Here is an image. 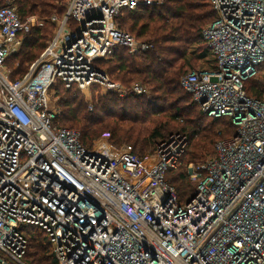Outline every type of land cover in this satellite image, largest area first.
<instances>
[{
	"label": "built area",
	"instance_id": "obj_1",
	"mask_svg": "<svg viewBox=\"0 0 264 264\" xmlns=\"http://www.w3.org/2000/svg\"><path fill=\"white\" fill-rule=\"evenodd\" d=\"M216 18L202 37L213 53L208 69L180 81L200 109L229 118L236 132L215 155L190 162L196 183L180 203L167 175L178 168L186 135L136 155L105 134L87 147L61 126L57 89L84 96L141 95L98 66L119 47L145 53L152 44L123 30L119 17L156 0H67L63 15L23 19L14 0L0 4V264H27L29 231L48 236L56 264H264V100L245 84L264 75V0H210ZM54 32L27 73L12 80L7 60L36 26ZM93 102L89 104L92 111Z\"/></svg>",
	"mask_w": 264,
	"mask_h": 264
},
{
	"label": "trees",
	"instance_id": "obj_2",
	"mask_svg": "<svg viewBox=\"0 0 264 264\" xmlns=\"http://www.w3.org/2000/svg\"><path fill=\"white\" fill-rule=\"evenodd\" d=\"M156 1L160 4H141L134 10H125L124 16L118 20L123 30L139 41L151 43L152 48L145 53L132 55L126 48L119 47L112 58L98 63L121 86L129 89L133 84L141 83L146 88L150 87L153 94H128L121 97L116 93L101 92L93 99L94 107L90 111L78 88H60L62 96L58 100V107L61 116L58 121L63 127L80 130L81 142L89 148L99 137L101 129H105L111 133L110 141L113 145L129 143L136 155L144 157L154 152L159 142L169 138L166 135L172 131L171 121L188 118L190 128L183 127L181 132L188 136L189 145L178 168L167 175V181L176 187L179 201L184 204L190 201L196 191V183L190 180L186 171L187 164L204 162L214 156L216 142L232 136L236 127L229 118L209 120V116L200 109L193 96L180 85L181 78L190 69L184 70L185 64L178 62L186 57L191 45H203L209 50L202 32L216 18L213 4L210 0ZM14 2L23 19L34 15L46 19L54 12L63 15L66 10V4L61 3V0ZM4 3L5 0H0L1 5ZM53 30L54 25L50 22L31 29L20 53L10 57L11 62L13 61L10 64L12 80H18L27 73L28 65L46 48V41ZM214 64L215 59L213 66ZM93 89L99 91L100 87L97 85ZM245 89L250 96L264 100V75L248 80ZM190 97L192 101L188 108L178 105L179 100L185 98L190 103ZM162 102L167 105L163 106ZM168 106L174 109L173 114H166L168 121L157 119L169 110ZM189 106H196L198 109L188 111ZM196 112V119L189 118L190 114ZM203 123L206 125H202ZM217 137L222 138L216 140ZM29 233L25 262L56 264L47 234L40 229Z\"/></svg>",
	"mask_w": 264,
	"mask_h": 264
},
{
	"label": "rangeland",
	"instance_id": "obj_3",
	"mask_svg": "<svg viewBox=\"0 0 264 264\" xmlns=\"http://www.w3.org/2000/svg\"><path fill=\"white\" fill-rule=\"evenodd\" d=\"M67 0H61V3H67L66 2ZM55 14H59V13H56V12H54L52 15H55ZM51 15V16H52ZM34 16H36V15H34ZM50 17V16H49ZM49 17H47V18H49ZM54 28H55V26H54ZM53 32H54V30L52 31V33H50L49 34V36H48V39H47V41H46V43L48 44V42H49V40H50V38H51V36H52V34H53ZM26 38H27V36L25 37V39H24V41H23V44H22V46H21V48H20V50H19V52L18 51H16V52H14L13 54H12V56L11 57H13L15 54L17 55V54H19L20 53V51H21V49H22V47H23V45H24V43H25V40H26ZM207 50V51H206ZM34 51H36V52H38L39 50L38 49H34ZM13 59V58H12ZM13 62V61H12ZM11 62V58H9V60H8V63H7V69L11 72L12 70H11V68H10V64L12 63ZM179 64H185V68H184V70H189V69H192V68H197V69H208V68H211V67H213V63H214V55H213V53L211 52V51H209L207 48H205L203 45H201V46H199L198 44H195V45H191V47H190V49H189V51H188V54L186 55V57H184L181 61H179L178 62ZM31 65V64H30ZM30 65H28V67L30 66ZM16 66V65H15ZM185 71V72H186ZM94 90V89H93ZM57 91H58V93L56 94V96L55 97H52V100L53 101H55V98H57L58 100L60 99V96H62V90H60L59 88L57 89ZM98 90H96L95 92H97ZM102 92V90L101 89H99V91H98V93H101ZM105 93H108V92H105ZM147 93H148V95L150 96L151 95V88L150 87H148L147 88ZM80 94L84 97V100H85V103L87 104V107H88V109H89V104L91 103V102H93L92 101V97H86V96H84V94L82 93V92H80ZM153 94V93H152ZM191 96V95H190ZM191 98L192 97H190V103H189V101H188V98L186 99H184V100H179V103H178V105L179 106H181V107H187L188 105H190L191 104ZM162 105L163 106H165V105H167L166 103H163L162 102ZM168 105H170L171 106V104H168ZM190 107V106H189ZM167 108V107H166ZM188 108V107H187ZM193 109H195V110H197L198 108L196 107V106H194V107H192ZM192 108L190 107L189 108V110L188 111H190V110H192ZM168 109L169 110H167V112H165V114H163V115H161V116H159L157 119H164V121H168V116L170 115V114H173L174 113V109L172 110V109H170L169 108V106H168ZM183 109H185V108H183ZM168 113V114H167ZM166 114L168 115V116H166ZM166 116V117H165ZM196 116H197V112H196V114L195 113H192V114H190V116H189V118H193V119H196ZM165 117V118H164ZM187 119L188 118H180V119H178V120H175V121H171V123H170V125L173 127L172 128V131H171V133L170 134H176V133H180V134H183L182 132H181V130L183 129V127H188V128H190V123L189 122H187ZM214 118L213 117H209V120H213ZM161 121V120H160ZM224 123V122H223ZM226 124V123H225ZM68 125H71L70 123H68ZM202 125H206L205 123H203ZM223 125V124H222ZM221 129H223V128H221ZM80 131V130H79ZM105 134H109L110 135V137H111V133L108 131V130H105V129H101V131H100V135H99V137L97 138V139H95V141H97L99 138H101L102 136H104ZM170 134H167L166 136L167 137H169L170 136ZM225 136V135H224ZM187 137V146H186V149H187V147H188V145H189V138H188V136H186ZM223 137V136H222ZM222 137H217L216 138V140H219V139H221ZM215 140V141H216ZM95 141H93V143H92V145L94 144V142ZM112 143V142H111ZM113 144V143H112ZM123 144H128L129 146H130V144L129 143H126V142H124ZM122 144V145H123ZM151 148V147H150ZM149 148V149H150ZM148 149V150H149ZM156 149V148H155ZM147 150V151H148Z\"/></svg>",
	"mask_w": 264,
	"mask_h": 264
}]
</instances>
